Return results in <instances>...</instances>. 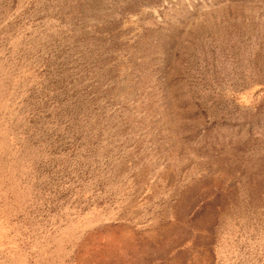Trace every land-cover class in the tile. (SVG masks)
Instances as JSON below:
<instances>
[{
    "label": "rangeland",
    "instance_id": "1",
    "mask_svg": "<svg viewBox=\"0 0 264 264\" xmlns=\"http://www.w3.org/2000/svg\"><path fill=\"white\" fill-rule=\"evenodd\" d=\"M0 264H264V0H0Z\"/></svg>",
    "mask_w": 264,
    "mask_h": 264
}]
</instances>
